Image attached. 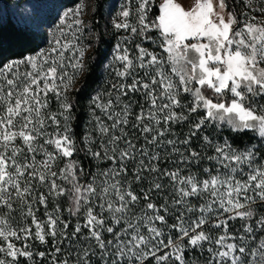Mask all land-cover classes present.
I'll use <instances>...</instances> for the list:
<instances>
[{
  "label": "snow or ice",
  "instance_id": "6c2138e0",
  "mask_svg": "<svg viewBox=\"0 0 264 264\" xmlns=\"http://www.w3.org/2000/svg\"><path fill=\"white\" fill-rule=\"evenodd\" d=\"M154 2L136 0L134 11L125 5L117 14L116 29L158 50L136 43L132 54L115 45L106 65L113 80L90 102L84 148L73 135L69 100L88 70L79 43L84 5L62 12L55 3L31 6L27 18L41 21L33 35L50 29L51 46L0 60V264L48 255L51 264H197L190 250L206 251L205 264H264V0L232 7L194 0L188 8L162 0L150 21ZM49 94L57 112L48 110ZM182 94L192 100L182 103ZM222 125L236 135L217 138ZM173 126L187 132L177 135ZM249 132L256 142L244 145L240 134ZM79 152L110 164L83 180ZM50 197L68 200L70 218H61L59 205L47 211ZM16 213L31 223L13 226ZM234 220L243 222L236 233L229 231ZM33 237L41 244L51 237L54 252L34 254Z\"/></svg>",
  "mask_w": 264,
  "mask_h": 264
},
{
  "label": "rangeland",
  "instance_id": "374dc122",
  "mask_svg": "<svg viewBox=\"0 0 264 264\" xmlns=\"http://www.w3.org/2000/svg\"><path fill=\"white\" fill-rule=\"evenodd\" d=\"M236 4L240 3V0H234ZM162 0H155L152 12L149 13V20H155L156 16L159 14V3H161ZM185 8H188L194 3V0H178ZM44 3H55L60 6L59 10L65 11L68 9H75L77 6L83 4L84 5V11L81 16V19L85 23V27L83 29V34L80 38V45L86 48V54H85V62L87 60V56L91 50V45L93 41V32L91 30V16L94 11V6H95V0H0V18L4 17H10L18 22H23L27 23L33 28L36 29V26L41 22L39 17H36L35 19H28L27 18V13L31 10V6L34 4H44ZM129 6L133 9H135L136 6V0H131L129 3V0H108L106 7H105V32L108 35L109 39L112 41L113 47L112 51L110 54V57L106 63V65H109L113 56V53L115 51V45L117 43H122V45H126L130 52L132 54H135V44L136 43H141L143 46L148 47L150 50H158L156 49V46L153 45L150 41H144L142 40L139 36L133 35L130 33V31H125L124 29H116L114 27V23L120 21V17L117 15L118 12L123 10V6ZM46 16H50V10L48 9H43L42 10ZM54 18V17H52ZM129 20L131 23L135 24V17H129ZM48 23H51V19H48ZM71 22V21H69ZM50 29L45 28L44 32H50ZM151 35L156 38L158 37V32H152ZM55 36L59 38L60 34L59 32L55 33ZM122 37H128V40L131 41V43H128L127 41H122ZM50 44L45 43V36H44V41L42 46L39 49H43L45 47H50ZM119 65H115V67H118ZM81 78V77H80ZM79 78V79H80ZM79 79L74 83L72 86L70 92L76 87ZM113 80V73L110 68H106L104 70V78H103V85L99 89V91H104L108 89L109 87V82ZM69 92V94H70ZM138 99V97H137ZM192 100V97L188 94H182V103H189ZM91 106V105H90ZM49 111L51 112H57L58 109V103L56 98L52 95L49 94ZM99 115V112H97ZM198 118V115L193 114L190 119H196ZM179 127V128H178ZM173 126V130L176 132L177 135H181L182 131L180 128H184L181 126ZM52 129H49L51 131ZM51 150V148H49ZM39 159V157H37ZM97 165L99 164L100 167H105L110 162H96ZM59 167H63V162H58ZM207 166V165H205ZM193 171H196V169H193ZM199 174V173H197ZM83 180H85L84 177H82ZM135 187V186H134ZM43 191L44 189H40ZM159 198H155V202H158ZM160 201V200H159ZM143 203V202H142ZM59 205L60 207V215L61 218H70L69 213L67 211L68 207L70 206L68 200L65 197H61L58 199H53L49 198V206L47 211L48 212H53L55 207ZM37 219L40 221L46 220L45 216V209L43 206H39V211L36 213ZM15 219L13 220V226L17 225H22L24 223L30 224L31 223V218H27L24 221H21L19 213L14 214ZM73 224L76 222L77 217H71ZM172 221L169 220V223ZM207 227V226H206ZM45 230H47V226L45 225ZM35 231V227L33 226V232ZM69 231H71V227L69 228ZM230 232H234V229L230 225ZM213 236L218 234L217 230H213L211 233ZM173 237L175 238L176 233L172 232ZM48 244H41L38 240H36L34 237L31 238L30 240L27 241V243L30 245V249L33 251V253H38L40 251H44L46 253H53L54 252V246L52 243V238L48 237ZM17 247H22L25 241L23 240H14L13 241ZM63 258V253L58 255L57 259H62ZM20 264H51V255L46 256L45 258H40L38 256L34 257V262H27L23 257L20 258Z\"/></svg>",
  "mask_w": 264,
  "mask_h": 264
},
{
  "label": "trees",
  "instance_id": "16d2710c",
  "mask_svg": "<svg viewBox=\"0 0 264 264\" xmlns=\"http://www.w3.org/2000/svg\"><path fill=\"white\" fill-rule=\"evenodd\" d=\"M107 2L108 0H95L94 11L91 16L93 41L86 60L88 70L81 76L76 87L69 94V100L74 105L73 115L75 119L72 121L73 135L80 148H84L82 137L91 127L89 111L91 107L90 102L103 85L105 66L113 47L112 41L109 39L104 29L105 7ZM226 3H228L230 7L236 4L234 0H226ZM35 31L36 29L27 23L18 22L10 17L0 18V60H3L4 57L9 59L17 57L22 52L29 54L31 51L39 49L44 41V33L41 31L38 36L33 35ZM204 94L213 98L215 102V97L212 96L211 90H204ZM229 98L230 96L224 97L225 100ZM196 115L200 117L201 113L198 112ZM212 127H214V125L209 126L205 132H211ZM180 129L182 133L187 132L186 127ZM213 135L217 138H230L236 134L231 133L226 126L222 125L221 131ZM240 135L244 145L256 142L255 140L249 141L248 137L254 135L251 132ZM74 158L79 160L82 166H84V178L87 180V174L97 166V163L87 158L84 152L77 153ZM158 202L160 201L158 200ZM242 223V221L238 220L230 222L235 233L239 232ZM187 256L189 260L198 257L197 264H205L203 257L207 256V252L200 253L190 250Z\"/></svg>",
  "mask_w": 264,
  "mask_h": 264
}]
</instances>
